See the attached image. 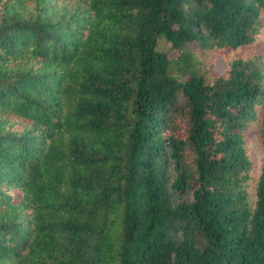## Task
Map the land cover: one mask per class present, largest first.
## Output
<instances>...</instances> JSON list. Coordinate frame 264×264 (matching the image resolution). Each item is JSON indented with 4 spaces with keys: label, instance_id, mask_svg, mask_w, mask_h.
<instances>
[{
    "label": "trees",
    "instance_id": "obj_1",
    "mask_svg": "<svg viewBox=\"0 0 264 264\" xmlns=\"http://www.w3.org/2000/svg\"><path fill=\"white\" fill-rule=\"evenodd\" d=\"M263 32L264 0H0V264H264Z\"/></svg>",
    "mask_w": 264,
    "mask_h": 264
},
{
    "label": "rangeland",
    "instance_id": "obj_2",
    "mask_svg": "<svg viewBox=\"0 0 264 264\" xmlns=\"http://www.w3.org/2000/svg\"><path fill=\"white\" fill-rule=\"evenodd\" d=\"M158 48L160 50L168 51L171 57H178L179 52L170 50V46L164 40V38L160 39ZM188 52L192 63L200 70V72L206 74V77L209 80L215 74L224 71L226 68L221 56H218L216 53H206L198 45L190 44L188 46ZM250 52L253 55L258 52H264V32L261 36V39L253 46ZM177 68L178 65L175 63L174 69L176 70ZM248 148L253 159V167L251 169V178L249 181V189L252 192L255 189L256 181L261 171L264 160V152L256 141L250 142Z\"/></svg>",
    "mask_w": 264,
    "mask_h": 264
}]
</instances>
